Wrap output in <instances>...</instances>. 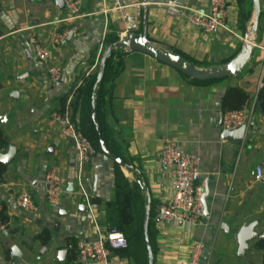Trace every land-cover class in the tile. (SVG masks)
Masks as SVG:
<instances>
[{"label": "crops", "instance_id": "0c3cea01", "mask_svg": "<svg viewBox=\"0 0 264 264\" xmlns=\"http://www.w3.org/2000/svg\"><path fill=\"white\" fill-rule=\"evenodd\" d=\"M79 1L81 17L66 21V6L61 11L54 0H0V116L6 117L0 123L6 141L0 143V152L8 146L16 149L9 166L0 164L4 170L0 175V264H66L69 240L93 241L109 230L105 216L115 197L114 162L96 153L82 164L72 141L62 138L52 120V114L61 110V99L68 95L72 100L82 77L94 73L106 39L123 41L129 34L141 35L147 11L148 39L160 49L201 68L223 66L240 53L255 17L252 0H225L226 27L208 35L193 28L186 13L207 11L211 0ZM260 8L252 56L238 78L198 86L146 55L123 52L121 71L110 92L109 121L121 152L131 162V170L121 169L129 180H141L146 207L150 205L154 217L155 264H182L199 243L204 245L203 264L207 252L208 264H263L264 249L259 245L264 241V178L257 182L252 177L258 167L264 171V114L255 105L264 88V0ZM71 29L69 42L51 45L53 33ZM30 39L51 51L49 63L36 59ZM53 65L62 68L64 77L56 85L48 80V67ZM231 88L252 97L244 110L255 106L241 145L222 138V102ZM12 93L18 95L11 98ZM166 141L199 157L208 196L207 214L196 225L158 218V208L173 196L159 159ZM51 169L66 181L58 208L46 200L45 178ZM71 183L74 192L67 194ZM83 189H88L87 201ZM24 192L32 195L35 212L18 205ZM94 197L100 203L93 204ZM252 223L263 238L250 241L239 255L237 233ZM222 224L228 226V234L222 232ZM45 229L51 232L47 246L37 239ZM14 246L22 254L17 261L11 254L6 258ZM61 250H67L64 261L58 259ZM108 264L135 263L112 253Z\"/></svg>", "mask_w": 264, "mask_h": 264}, {"label": "built area", "instance_id": "2783aa9c", "mask_svg": "<svg viewBox=\"0 0 264 264\" xmlns=\"http://www.w3.org/2000/svg\"><path fill=\"white\" fill-rule=\"evenodd\" d=\"M107 1V0H102ZM174 2L175 0H166ZM81 2L79 0H68L66 2V21H74L81 17ZM188 23L198 31L205 34H216L219 29L226 27L227 7L225 0H211L207 11H188L186 13ZM74 30H66L62 33H53L50 37L51 45L58 46L65 44L69 35ZM30 46L33 49L36 59L43 63H49L51 51L39 44L36 39H30ZM48 80L52 85L59 84L63 79V71L60 66L48 67ZM71 98L68 99V103ZM255 106L250 110L230 111L223 114V131H233L249 126L252 121V114ZM52 120L60 127L61 136L65 141H72L75 151L82 164L89 163L96 155V151L83 134L78 123L73 120L72 112L66 107L64 112L52 114ZM162 167L166 170L170 179L172 198L166 204L158 208V218L173 221L186 225H196L204 217V205L202 197L205 193V183L202 182L200 172V160L197 155L181 151L174 141H166L159 153ZM252 177L259 182L264 178V171L258 167L252 172ZM46 200L54 208L61 205L66 189V181L57 170L48 171L45 178ZM88 189H83L82 196L88 200ZM18 205L28 212H35L36 206L30 193L24 192L18 197ZM127 247L125 236L113 229L102 235L97 240L85 241L79 239L75 242V249L78 253L80 264H108L113 250H120ZM69 249L72 246H68ZM204 245L197 244L189 258L182 264H203Z\"/></svg>", "mask_w": 264, "mask_h": 264}, {"label": "trees", "instance_id": "16d2710c", "mask_svg": "<svg viewBox=\"0 0 264 264\" xmlns=\"http://www.w3.org/2000/svg\"><path fill=\"white\" fill-rule=\"evenodd\" d=\"M118 41L119 40L117 37H109L104 43V49L106 46ZM124 51L125 50L123 49L113 50L110 59L106 63L103 81L96 91V116L98 124H100L99 126L101 128L102 137L107 149L110 153L116 155L125 163L126 169L131 170V162L127 159V157H125L124 153L121 152L120 143L115 137V131L110 124V112L108 109V107L112 106L113 100L111 98L110 92L115 79L118 77L121 71L120 68L122 65L120 64V60ZM96 78V73L89 74L88 76L84 75L82 77L81 85L75 88L72 92V100L68 103V95L61 99V110L59 112H64L66 107H69L72 112L73 120L78 123L83 134L92 143L96 153L102 154L99 145V138L94 126L95 124L93 123L91 116V99ZM220 81L221 80L200 82L191 80L192 83L197 84L198 86ZM252 102L253 99L248 93L240 90L239 88H231L228 90L223 99L222 109L224 113L230 111H241L247 106H250ZM255 105L264 114V88L260 89L255 101ZM5 142L6 141L0 132V143ZM114 165L115 197L114 200L107 205L105 217L109 229L108 231L113 229L120 231L127 240V247L120 250H113L112 253H117L121 257L128 258L135 264H148V251L144 237V214L146 209V199L144 196L143 184L141 183V180L138 179L136 181L129 180L124 175L121 167L116 163H114ZM3 172L4 170H0V175ZM152 216L153 214L150 210L151 218L149 220L148 234L155 256L154 217ZM1 221L2 223L6 222L4 215H2ZM37 239L42 245L47 246L51 241V232L48 229H45L37 236ZM75 242L76 241L74 239L68 241L67 248L68 246H72V248H68L66 264H79L78 253L75 249ZM259 247L260 249H264V241L260 242ZM10 254L11 252L8 250L6 254V258L8 260L10 259Z\"/></svg>", "mask_w": 264, "mask_h": 264}, {"label": "water", "instance_id": "95a60500", "mask_svg": "<svg viewBox=\"0 0 264 264\" xmlns=\"http://www.w3.org/2000/svg\"><path fill=\"white\" fill-rule=\"evenodd\" d=\"M29 2H34L35 0H28ZM254 5L255 17L253 27L246 39V42L241 49L240 53L235 56V58L230 61L228 64L223 66H215L209 68H201L196 66L193 63L186 61L183 57L176 55L170 51H166L160 49L156 44L151 42L147 36V11L145 13V17L143 20V31L141 35L137 34H129L123 41H118L112 43L105 47L104 53L100 62V70L97 74L96 82L93 86V94L91 99V116L92 121L95 124V130L97 132L99 138V145L101 152L104 156L109 158L111 161L119 165L121 168H125V163L116 155L109 152L102 137L100 124H98L97 116H96V91L98 87L101 85L104 74L106 63L110 59L112 51L116 49H123L127 53H140L146 55L158 63L162 65H166L176 71L182 73L186 77L191 80L207 82V81H215V80H223L227 78H238L241 76L243 69L247 66L253 52V45L255 43V33L258 28V22L260 18L261 8H260V0H252ZM54 3L58 7L59 10L63 11L66 3L64 0H54ZM1 7V4H0ZM73 37V33H71L67 39L69 42ZM29 59H31L29 53H27ZM28 75H25L27 77ZM17 93H12L11 98L16 97ZM6 117L0 116V123H5ZM248 131V126H242L233 131H224L222 138L227 141H231L235 144H243L246 133ZM73 144V142H72ZM53 149H49L48 153H52ZM16 155V149L12 146H8L5 152H0V164L4 166H9L13 161ZM74 192V185L71 183L68 185V189L66 190L67 194H72ZM93 195H96V185L94 186ZM208 196V191H206L202 197V202L204 205V214H207L206 208V198ZM93 204H98L100 201L97 198L92 199ZM150 205H147L144 214V237L146 241L147 251H148V264H155V256L153 253V249L149 240L148 228H149V220H150ZM256 223H252L248 226L241 227L237 233V241L239 244L238 254L243 255L244 252L248 248V243L253 240H258L263 238L262 234H258L255 232ZM221 230L223 233L228 234L229 228L226 224L221 225ZM6 235V234H5ZM67 254V250H61L58 253V259L64 261L65 255ZM11 256L13 261H17L22 257L20 250L18 247L14 246L11 248ZM209 252L205 254L204 264H208L209 262Z\"/></svg>", "mask_w": 264, "mask_h": 264}, {"label": "rangeland", "instance_id": "374dc122", "mask_svg": "<svg viewBox=\"0 0 264 264\" xmlns=\"http://www.w3.org/2000/svg\"><path fill=\"white\" fill-rule=\"evenodd\" d=\"M99 70H100V63L98 64V66H97L96 69L94 70V73L98 74Z\"/></svg>", "mask_w": 264, "mask_h": 264}]
</instances>
